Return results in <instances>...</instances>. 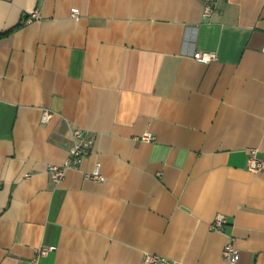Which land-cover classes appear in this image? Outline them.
<instances>
[{
	"label": "crops",
	"instance_id": "0c3cea01",
	"mask_svg": "<svg viewBox=\"0 0 264 264\" xmlns=\"http://www.w3.org/2000/svg\"><path fill=\"white\" fill-rule=\"evenodd\" d=\"M216 8L0 0V264H226L229 238L264 264V0ZM74 129L93 146L55 183Z\"/></svg>",
	"mask_w": 264,
	"mask_h": 264
},
{
	"label": "built area",
	"instance_id": "2783aa9c",
	"mask_svg": "<svg viewBox=\"0 0 264 264\" xmlns=\"http://www.w3.org/2000/svg\"><path fill=\"white\" fill-rule=\"evenodd\" d=\"M203 1V17L211 18L216 12V1L217 0H202ZM79 13V10L76 9L73 11V15L76 16ZM38 12L32 13L29 17L26 18V21L33 18H37ZM194 58L203 63H209L217 59L216 52H206L201 51L197 52L194 55ZM53 113L49 110H44L42 114V120L44 122L48 121L52 117ZM138 140L151 142L155 140V136L150 133H144L140 137H137ZM94 143V138L86 134L82 129H74L72 131V139L68 149V156L62 164H50L47 167V172L52 181L55 183L60 182L67 170L71 168H76L80 165L82 159L87 156ZM257 149L250 150V157L248 160V168L253 172L264 171V162L259 160L256 156ZM87 178L103 181L104 176L101 173L100 163H96L93 169L85 173ZM226 223V218L222 214H217L213 223L212 228L218 231L223 230V226ZM52 248L42 247L37 252V258L42 255H46ZM239 255V249L234 245L233 238H229L225 242L222 250V258L226 264H236L237 258ZM144 264H174L170 259L163 257L158 254L147 253L143 260Z\"/></svg>",
	"mask_w": 264,
	"mask_h": 264
}]
</instances>
